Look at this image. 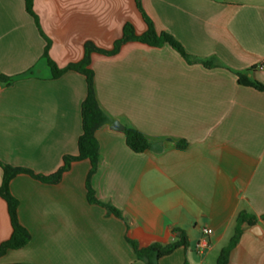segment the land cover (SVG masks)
<instances>
[{
  "label": "crops",
  "instance_id": "1",
  "mask_svg": "<svg viewBox=\"0 0 264 264\" xmlns=\"http://www.w3.org/2000/svg\"><path fill=\"white\" fill-rule=\"evenodd\" d=\"M142 4L158 32L218 65L140 41L114 55L92 53L96 96L109 122L96 130L101 157L91 184L124 218L88 201L89 159L73 162L58 183L18 174L10 189L31 239L0 264H146L127 236L145 247L182 232L188 246L159 264H217L243 209L258 219L241 225L229 263L264 264V90L238 76L264 84V0ZM33 10L36 16L25 0H0V163L48 175L78 152L87 95L83 74L55 78L50 61L63 68L83 58L86 41L111 49L127 22L137 34L147 25L135 0H34ZM127 127L147 136L150 149L133 151ZM11 233L0 196V244Z\"/></svg>",
  "mask_w": 264,
  "mask_h": 264
},
{
  "label": "trees",
  "instance_id": "2",
  "mask_svg": "<svg viewBox=\"0 0 264 264\" xmlns=\"http://www.w3.org/2000/svg\"><path fill=\"white\" fill-rule=\"evenodd\" d=\"M27 11L36 16L33 10L34 0H25ZM138 10L141 12L147 29L142 34H137L134 26L127 22L122 30V35L118 38L111 49H103L98 47L93 41H86L84 45V56L80 61L71 62L63 68H59L54 62L50 61L53 77L57 78L65 72L76 71L83 74L87 83V95L81 106L82 115V134L78 140V152L77 154H66L63 158V164L60 168L52 174H38L32 169L24 166H14L11 164L0 163L3 168V178L0 184V196L6 201L10 221L12 225V233L10 237L4 240L0 244V256H3L10 249H19L24 247L31 239L29 230L20 222L18 216L19 200L11 192L10 183L12 179L21 173H26L32 177L46 183H58L61 181L65 172H67L73 162L83 159H89L91 162V169L87 175L86 187L87 198L92 204H98L106 208L107 212L114 214L120 218H124L120 209L110 202L100 200L96 196V192L91 184L92 176L95 174L98 164L100 162V145L96 137V130L109 122V118L104 110L101 108L95 90V72L91 67L92 53L98 52L105 55L117 54L121 47L130 41H140L150 46H162L168 44L176 49L188 62H201L206 67L217 66L218 63L212 60H198L184 49L182 44L170 33L162 31L158 32L152 22L151 18L145 12L142 4V0H135ZM44 38H48L44 35ZM49 41V40H48ZM50 42V41H49ZM239 82L246 86H252L259 90H264V84L251 79L244 73H238ZM126 143L135 152H143L150 149L151 141L141 131L133 127H127L125 129ZM184 144V142L179 143ZM264 220V215L261 216ZM258 217L249 212L247 209H243L239 212L236 219V228L233 236L230 238L228 244L224 246L218 255L217 264H230L229 256L232 249L238 244L240 236L242 234L241 225L246 223L253 225L257 221ZM128 243L134 249L138 258L144 260L146 264H159V260L174 252L178 247L188 246V239L184 232L180 235L179 239L170 242L168 244H162L159 242L152 243L148 246L141 247L138 242L130 237H126ZM17 264V263H16Z\"/></svg>",
  "mask_w": 264,
  "mask_h": 264
},
{
  "label": "built area",
  "instance_id": "3",
  "mask_svg": "<svg viewBox=\"0 0 264 264\" xmlns=\"http://www.w3.org/2000/svg\"><path fill=\"white\" fill-rule=\"evenodd\" d=\"M211 232H212V230H211L210 228H204V233H205V234H209V233H211ZM201 243H202L203 245H206V243H205L204 241H202ZM201 243L198 244V247H199V248L202 246Z\"/></svg>",
  "mask_w": 264,
  "mask_h": 264
},
{
  "label": "water",
  "instance_id": "4",
  "mask_svg": "<svg viewBox=\"0 0 264 264\" xmlns=\"http://www.w3.org/2000/svg\"><path fill=\"white\" fill-rule=\"evenodd\" d=\"M112 125L114 128H120V127L121 129L123 128V126L118 121H115Z\"/></svg>",
  "mask_w": 264,
  "mask_h": 264
}]
</instances>
